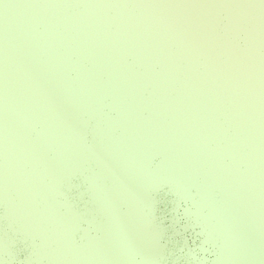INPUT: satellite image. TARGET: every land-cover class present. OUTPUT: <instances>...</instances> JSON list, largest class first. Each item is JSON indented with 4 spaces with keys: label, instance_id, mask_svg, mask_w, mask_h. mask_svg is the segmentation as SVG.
I'll list each match as a JSON object with an SVG mask.
<instances>
[{
    "label": "rangeland",
    "instance_id": "obj_1",
    "mask_svg": "<svg viewBox=\"0 0 264 264\" xmlns=\"http://www.w3.org/2000/svg\"><path fill=\"white\" fill-rule=\"evenodd\" d=\"M165 183L264 264V0H0V264H159Z\"/></svg>",
    "mask_w": 264,
    "mask_h": 264
},
{
    "label": "water",
    "instance_id": "obj_2",
    "mask_svg": "<svg viewBox=\"0 0 264 264\" xmlns=\"http://www.w3.org/2000/svg\"><path fill=\"white\" fill-rule=\"evenodd\" d=\"M38 25H40V23H38ZM39 27H42V25H40ZM104 106V113L113 112L108 104L105 103ZM88 130V138H92L94 131L92 132L91 127H88ZM110 135L114 137L112 134ZM154 153L151 154V156L153 155L152 159L149 158V161L151 162V164H153V166L158 163L161 157L160 155H158V153ZM79 176L75 175L71 184L72 188L68 189L70 190L69 194H71L79 202V206H83L85 202H88V192H86V195L83 197L79 195V192L83 189L88 188L89 182L84 181L83 176ZM195 189L196 188L193 187V191ZM214 191L216 194H219L218 189L214 188ZM219 196L220 194L218 195V197ZM157 198H159V206H156L157 214L155 215H158L156 216L157 220L160 221V224L165 229L160 241L168 246V250L163 256H161L159 264H172L173 258L177 259L176 264H214L215 256L217 254V251L219 250L220 241L216 238L213 240L207 239L205 237V233L203 231L204 228L200 220L196 218L194 214L192 215V217L186 214V209H190L191 211L195 210V206L192 201L186 199L183 196L179 197L176 191L172 190L170 188V185L167 183L161 186V189L157 191ZM172 215H175L176 219H178V221H176V224H173L171 222ZM84 224L86 225V223ZM186 224H188V226H185ZM92 232H94V230ZM82 236L83 235L81 232L77 233V238L80 239V241H83L85 239H81ZM17 237L20 239L17 241L15 246L17 248V246L19 245L18 255L13 258L15 264L24 262L27 250L26 247H28L20 235H17ZM177 239L181 240L179 244H176L175 240ZM183 241H185V247L182 246ZM172 246H174L175 249L172 250L173 254H170ZM193 250H196L199 253L201 257L199 261H194L191 259ZM185 254L188 255L187 258L185 257ZM7 255L8 253L5 254V256ZM140 257L141 253L139 252L137 254V258L139 259Z\"/></svg>",
    "mask_w": 264,
    "mask_h": 264
},
{
    "label": "snow or ice",
    "instance_id": "obj_3",
    "mask_svg": "<svg viewBox=\"0 0 264 264\" xmlns=\"http://www.w3.org/2000/svg\"><path fill=\"white\" fill-rule=\"evenodd\" d=\"M18 251H19V245L16 248V253L17 254H18ZM191 259L194 260V261H199L201 259L199 253L196 250L192 251Z\"/></svg>",
    "mask_w": 264,
    "mask_h": 264
},
{
    "label": "bare ground",
    "instance_id": "obj_4",
    "mask_svg": "<svg viewBox=\"0 0 264 264\" xmlns=\"http://www.w3.org/2000/svg\"><path fill=\"white\" fill-rule=\"evenodd\" d=\"M221 193H222V195H223V191H222ZM211 196H212V199H213V200L217 201V198H216V196H215L214 194H212Z\"/></svg>",
    "mask_w": 264,
    "mask_h": 264
}]
</instances>
